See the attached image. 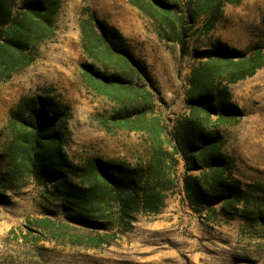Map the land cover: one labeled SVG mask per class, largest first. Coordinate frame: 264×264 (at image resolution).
Wrapping results in <instances>:
<instances>
[{"label":"rangeland","instance_id":"obj_1","mask_svg":"<svg viewBox=\"0 0 264 264\" xmlns=\"http://www.w3.org/2000/svg\"><path fill=\"white\" fill-rule=\"evenodd\" d=\"M84 8L119 29L152 80V105L139 124L144 131L126 128L134 122L121 124V104L87 86L96 82L85 74L90 59L79 43ZM209 19L208 14L197 18L181 53L125 0H59L51 36L33 47L31 63L0 78V264H264V213L260 223L252 224L237 214L227 218L220 203L212 212L204 204L194 210L182 192L181 157L175 155L173 166L153 159L155 152H171L177 124L191 117L192 72L204 68L213 78L209 87L223 91L239 111L225 123L211 114L207 128L219 132L220 150L244 189L251 192L249 184L264 183V0L224 4L204 31ZM258 52L263 60L255 72L230 82L229 73ZM130 94L118 92L120 100ZM37 96L52 97L66 107L63 120L55 119V128L63 132L65 180L94 185L74 201L102 227L68 219L62 204L65 185L57 192L54 181L28 171L23 132L41 108L21 114L16 105L23 97ZM156 119L157 128L164 129L161 142L150 138ZM105 163H123L147 191H160L157 212L144 209L142 193H121L111 184L98 190L95 169L107 168ZM150 168L161 180H148ZM200 170L190 173L199 175ZM162 177L171 182L160 187ZM262 193L258 189L249 195ZM44 218L51 221L36 222Z\"/></svg>","mask_w":264,"mask_h":264},{"label":"trees","instance_id":"obj_2","mask_svg":"<svg viewBox=\"0 0 264 264\" xmlns=\"http://www.w3.org/2000/svg\"><path fill=\"white\" fill-rule=\"evenodd\" d=\"M125 1L152 20L159 38L174 42L179 46L181 53H184L186 42L193 33L192 29L199 16H210L204 24V31H207L212 27L224 4L238 3L240 0ZM58 7L59 0H0V78L9 77L14 71L31 63L33 47L51 36V24L55 20ZM80 14L79 43L85 57L90 59V64L85 66L84 70L89 79L96 82L95 85L88 81L87 86L97 94L121 104V124L134 122V125H125L126 128L146 130L139 124L152 105L153 84L150 76L143 64L133 56L118 28L98 18L87 8L82 9ZM224 60L228 63L232 61L230 57H225ZM262 60L260 52L246 59L244 67L238 68L236 73H229L230 82L251 76L262 64ZM101 70L105 73H100ZM206 71L202 68L192 72L191 89L188 93L191 117L177 124V136L171 152H160L162 155L155 152L153 159L163 163L168 160L173 166L177 163L175 155L181 157L184 168L182 192L192 209L199 210L198 207L204 204L212 212L213 206L220 203V211L227 218L237 214L239 220L245 223H260L264 210H260L258 206L264 207V193L260 196L249 194L258 192V189L264 190V183L249 184L251 192L248 188L244 189L240 181L232 175L230 159L220 150L222 141L219 132L207 128L211 114H217L218 121L225 123L235 118L239 111L226 101V97L222 96L223 91H215L209 87L213 78L209 77ZM119 90H128L131 94L120 100ZM35 106H40L41 112L28 121V130L23 132L27 143L24 157L28 171L35 176H46L54 181L57 192L62 191V186L65 185L62 204L68 219L102 227L99 220L91 218L86 209H82L74 201L75 198L85 196L94 185L88 184L84 187L71 181L66 183L65 180L66 173L62 169L65 154L61 149L63 132L55 128V119L63 120L67 114L66 107L52 97L37 96L21 98L16 109L23 114ZM200 117L204 120L201 121ZM158 123L156 119L151 127L154 136L150 135V138L153 142H161V132H164V129L157 128ZM168 143L171 144V140H168ZM106 164L107 168L97 165L95 169V185L98 190L101 191L111 184L121 193L126 194L129 189L134 195L142 193L144 209L157 212V194H161L160 191H147L144 185L139 183L137 176L125 171L123 163ZM194 169H201L200 174L192 175L190 172ZM147 177L148 180L153 177L157 181L161 180V175L152 173L151 168ZM169 181V178L162 177L160 187L164 185L163 182ZM251 198H254V201H251ZM1 199L0 193V201ZM240 203L242 208L239 211ZM251 203L253 207H249ZM122 213L126 214L125 208H122ZM50 221L47 218L36 219V222ZM96 244L91 243L94 246Z\"/></svg>","mask_w":264,"mask_h":264}]
</instances>
